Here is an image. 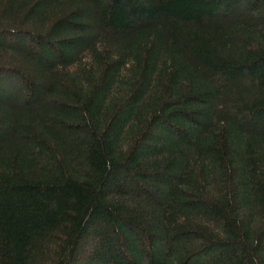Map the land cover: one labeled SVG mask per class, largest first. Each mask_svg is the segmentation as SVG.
Wrapping results in <instances>:
<instances>
[{
    "label": "trees",
    "instance_id": "obj_1",
    "mask_svg": "<svg viewBox=\"0 0 264 264\" xmlns=\"http://www.w3.org/2000/svg\"><path fill=\"white\" fill-rule=\"evenodd\" d=\"M0 264H264V0H0Z\"/></svg>",
    "mask_w": 264,
    "mask_h": 264
}]
</instances>
